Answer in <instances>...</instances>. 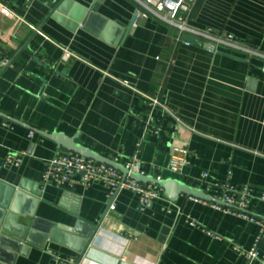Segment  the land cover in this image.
<instances>
[{
	"label": "crops",
	"instance_id": "crops-1",
	"mask_svg": "<svg viewBox=\"0 0 264 264\" xmlns=\"http://www.w3.org/2000/svg\"><path fill=\"white\" fill-rule=\"evenodd\" d=\"M60 1L0 0V181L24 194L19 211L32 212L40 231L16 254L0 249V264H50L53 255L81 264H264V234L258 259L237 250L250 251L260 227L212 203L164 195L141 209L140 195L123 189L105 213L102 183L84 186L76 175L44 184L62 151L40 133L75 137L124 164L137 157L146 174L215 198L224 184L249 187L251 212L264 217V0H187L189 28L232 44L182 31L137 0H101L96 12L97 0H67L52 15ZM174 145L187 149L179 174L169 170ZM10 154L18 167L4 165ZM48 223L81 234L100 226L81 254L77 241L44 239Z\"/></svg>",
	"mask_w": 264,
	"mask_h": 264
},
{
	"label": "built area",
	"instance_id": "built-area-1",
	"mask_svg": "<svg viewBox=\"0 0 264 264\" xmlns=\"http://www.w3.org/2000/svg\"><path fill=\"white\" fill-rule=\"evenodd\" d=\"M137 1L149 12L168 23L177 26L182 31L200 34L217 42L232 44L230 37L226 39L222 37H213L210 33L200 32L189 28L185 23V16L189 12L187 0ZM0 4L2 5V3ZM15 17L18 20H21L19 17ZM212 47L214 48V46ZM70 56L71 53L68 50H65V57L69 58ZM147 98L152 106L159 104V101L156 98L148 96ZM186 156V148L177 145L172 146L170 148L169 170L176 174L181 173L186 165ZM20 163L21 158L17 155L14 156L11 154L8 155L4 161V165L7 167H18ZM125 165L131 171L143 175L146 174L137 161V157L130 159ZM76 175H80L78 182L84 186H89L93 183L104 184L110 191L109 196L111 200L114 199L115 193L118 190L127 189L138 193L140 195L141 209H145L151 201L162 199L164 197L163 190L159 186L150 183L144 184L137 182L130 177L124 178L121 172L112 166L85 158L74 152H61L57 154L43 172L42 180L44 184L54 183L57 186H63L67 183L77 182ZM220 188L221 196L217 197V199L225 202L228 206L212 203L215 208L235 213L250 222L256 223L260 227V235L257 238V243L250 251L245 252L237 247V250L245 254L248 259H258L259 254L257 251V245L264 234V217L254 215L251 212L250 204L254 196L252 189L244 187L241 190H238L230 184L221 185ZM193 199L198 200L196 198ZM258 200L264 202V194L259 196ZM113 202L111 203L110 209H114ZM190 224L192 226L196 225L195 221H191ZM203 231L208 235L213 236L215 239H221L220 235L210 230ZM50 264H81V262L75 260L73 257L53 255Z\"/></svg>",
	"mask_w": 264,
	"mask_h": 264
},
{
	"label": "water",
	"instance_id": "water-1",
	"mask_svg": "<svg viewBox=\"0 0 264 264\" xmlns=\"http://www.w3.org/2000/svg\"><path fill=\"white\" fill-rule=\"evenodd\" d=\"M100 1L101 0H97V2H95L90 8L92 12H96L98 10ZM66 2L67 0H61L53 10L52 15L61 16L63 12L62 7L65 6ZM135 20L136 15H134L129 25L125 27L126 34H128L134 26ZM183 39L189 43H198L196 39L189 36H184ZM0 115L5 117L2 113H0ZM6 118L10 119L9 117ZM40 133L48 139L54 141L59 148H61L62 152H74L84 156L85 158L112 166L116 170L120 171L124 178L130 177L137 182L145 184L150 183L159 186L163 190L165 197L171 201H176L181 195H187L201 201L228 206L225 202L215 198L209 193H206L203 189L192 187L180 179L173 177L158 178L152 174L143 175L138 172L131 171L124 163L106 157L99 152L76 142L75 137H68L57 132ZM118 192L119 190L116 191L115 194ZM22 196H24V194L17 190L16 187L9 186L0 181V228L3 230V235H1L0 238V249L5 248L13 254H16L19 251L21 241L26 240L27 243L32 244V234L34 232H40L35 229L37 228L36 221L32 224L29 221V219L33 217V213H21L19 211L18 205H21ZM112 202L113 200L109 202L105 213L110 209ZM22 218L25 219L24 223L20 222V219ZM103 218L104 216H102V219ZM99 226L100 224L96 227L91 226L89 232L81 234L78 233L77 229L65 227L61 224L57 225L55 223H48L46 228L42 231L43 233L40 234L44 239H48L52 242L69 244L70 242L67 239L77 241L78 245L76 247V251L83 254L92 243Z\"/></svg>",
	"mask_w": 264,
	"mask_h": 264
}]
</instances>
